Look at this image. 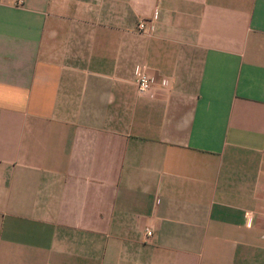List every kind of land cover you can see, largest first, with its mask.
I'll use <instances>...</instances> for the list:
<instances>
[{"label":"crops","instance_id":"1","mask_svg":"<svg viewBox=\"0 0 264 264\" xmlns=\"http://www.w3.org/2000/svg\"><path fill=\"white\" fill-rule=\"evenodd\" d=\"M19 1L0 264H264V0Z\"/></svg>","mask_w":264,"mask_h":264},{"label":"built area","instance_id":"2","mask_svg":"<svg viewBox=\"0 0 264 264\" xmlns=\"http://www.w3.org/2000/svg\"><path fill=\"white\" fill-rule=\"evenodd\" d=\"M20 3H23V0L19 1ZM153 28L149 26V23L147 20H142L138 23V30L142 33H150ZM157 84V79L153 77L152 75L148 74L144 69H141L138 73V91L141 94H147L151 92L153 87ZM161 85L163 87H167L169 85L168 80H162ZM245 225H248V221H246ZM146 235L148 238L153 237V231L147 229Z\"/></svg>","mask_w":264,"mask_h":264}]
</instances>
